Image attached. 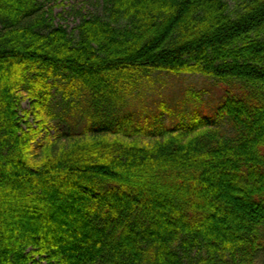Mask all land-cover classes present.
Returning <instances> with one entry per match:
<instances>
[{
	"label": "trees",
	"instance_id": "1",
	"mask_svg": "<svg viewBox=\"0 0 264 264\" xmlns=\"http://www.w3.org/2000/svg\"><path fill=\"white\" fill-rule=\"evenodd\" d=\"M46 2L0 0V264H264V0H103L77 35ZM155 73L222 94L165 123Z\"/></svg>",
	"mask_w": 264,
	"mask_h": 264
},
{
	"label": "rangeland",
	"instance_id": "2",
	"mask_svg": "<svg viewBox=\"0 0 264 264\" xmlns=\"http://www.w3.org/2000/svg\"><path fill=\"white\" fill-rule=\"evenodd\" d=\"M47 9H53L55 25L63 26L69 34L77 35L75 28L79 25L80 19L76 18L78 12L91 16H103V0H47ZM137 92L138 102L136 106L144 107L161 116L162 121L169 122L170 116L164 111L157 109V106L164 102L170 110H178L183 114V120L187 122L193 118L198 109L209 112L215 107L222 92L217 84L201 75L174 76L168 74H152L150 81H144ZM60 101V99H58ZM149 106V107H148ZM66 106L58 105L55 109L60 115H65ZM148 107V108H147ZM31 102L24 100L22 110H30ZM23 116V114H21ZM60 115V116H61ZM147 114L142 113L143 118ZM63 120V121H62ZM29 122L35 125L33 117ZM69 122L64 119L55 120L50 123L52 133L64 132L69 127ZM259 264H263L262 261Z\"/></svg>",
	"mask_w": 264,
	"mask_h": 264
}]
</instances>
